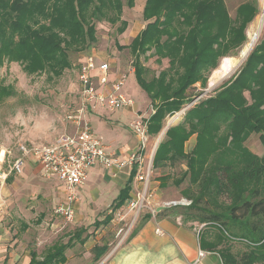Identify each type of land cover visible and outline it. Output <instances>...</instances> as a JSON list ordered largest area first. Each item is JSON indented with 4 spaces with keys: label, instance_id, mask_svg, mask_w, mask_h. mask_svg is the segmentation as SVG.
<instances>
[{
    "label": "trees",
    "instance_id": "1",
    "mask_svg": "<svg viewBox=\"0 0 264 264\" xmlns=\"http://www.w3.org/2000/svg\"><path fill=\"white\" fill-rule=\"evenodd\" d=\"M125 5L133 8L135 0H0V68L6 62H18L28 74H60L69 66L68 51L88 48L95 41L96 23L120 18ZM257 13L256 0L240 3L235 18L225 0H146L142 13L146 24L127 47L134 56L136 80L154 108L149 119L151 135L163 129L166 116L193 100L187 93L196 83L206 87L221 59L239 51ZM127 25L122 19L121 33ZM149 52L160 63L168 60L158 74L141 59ZM11 93L0 77V101ZM251 132L259 133L264 145V38L229 86L187 109L181 121L167 129L153 158L155 169L186 165L174 184L187 183L181 194L194 205L203 201L214 205L223 196L230 199L222 213L197 209L204 210L200 216L204 222L222 224L227 219L243 231L239 238L248 242L249 249L238 264H264V191L257 187L259 181L264 183V152L249 154L241 165L230 156L241 150L238 146ZM193 135L196 143L186 150ZM134 175L135 169L131 182ZM159 179L165 187L168 176ZM130 185L122 191L121 204L129 198ZM111 218L112 213L106 222ZM63 247L53 251L54 258ZM107 249V245L96 248L95 260ZM228 264L237 262L233 258Z\"/></svg>",
    "mask_w": 264,
    "mask_h": 264
},
{
    "label": "rangeland",
    "instance_id": "2",
    "mask_svg": "<svg viewBox=\"0 0 264 264\" xmlns=\"http://www.w3.org/2000/svg\"><path fill=\"white\" fill-rule=\"evenodd\" d=\"M244 1L249 0H225L229 13L233 18H235L236 16V9L238 5ZM256 1L258 6V13L247 26V40L245 44L239 49V51L235 55H232L230 57H239L241 50L245 45H247L249 41V29L252 23L261 13L262 0ZM145 2L146 0H135V5L133 8H130L127 5L124 6L120 18L121 20H127L128 25L123 33H121V31L119 30L121 26L120 18L116 17L118 19H115L116 21L105 18L97 22L96 33L94 34L95 41L86 49L76 51L77 48H75L72 49L73 51H68L69 66L65 67V69L60 74H54L50 71L28 74L23 69V66L18 62H6L0 68V77L4 85L9 86L12 90V93L10 95H5L0 101V157H5V169H7L8 164L13 163L17 157H22V145L32 146L34 144H48L56 140L57 137L62 133L73 132V129L67 119V115L69 112H72L80 102L82 87L79 79V73L81 64L85 61L86 57L94 56L98 61H108L111 65L116 67L118 66L123 71H128L130 67H133L134 56L127 46L129 43H131L133 38L136 37L138 31L141 30L146 24V21L144 20L142 15ZM263 38L264 31L256 45ZM150 54L151 52L143 55L141 59L144 64L149 67L155 74H158L160 70L168 66L167 59H164L160 63L156 60V57L154 55ZM223 59L220 60L219 65L221 64ZM244 63L245 61L243 62V64ZM214 70L209 75L206 87H204V85L202 86L200 83H196L188 91L187 96L195 99V101L189 106V108L193 107L201 100L207 99L210 96L217 95L219 92H221V90L229 86L238 74L239 69L235 72V74L226 79L221 85L217 86L211 91L208 90V92L203 94L205 90L209 88V81L213 75ZM114 76L115 75L112 74L111 78L113 79ZM123 90L125 93L135 99L137 103L135 109L138 112L146 114L147 117L152 116L151 99L149 98L148 94L140 87L133 72L128 73L126 82L123 86ZM99 112H106L105 121L108 126L110 124L113 125L112 127L116 130V132L118 131L125 134L129 140H133V142H135L136 137L129 125L130 120L127 121L122 119L119 122V120H117L119 119L118 111L110 113L105 109H100ZM176 113L172 116H166V118L164 119V127L168 124L169 120L176 115ZM184 113H182L180 117L172 123L171 126L180 122L183 118ZM88 117L90 118L96 136L101 139L102 142V138L104 139V137H107L106 141L112 138L113 135L111 129L103 123L110 129V132L107 133L105 130H103L104 127L99 125L101 120L99 119L98 115L89 113ZM162 130L157 134H150V149H157L159 143L165 138L166 133L161 137ZM193 140L194 139L190 141L191 144ZM136 143L138 144V141ZM238 148H241V150H234L230 155L232 162H234L236 165L245 164L249 159V154L251 155L255 152L262 155L264 152V145L261 142L259 133L255 132H251L248 135L247 139L244 140L242 145H239ZM156 149L154 151V154L156 152ZM154 154L152 157V170L149 178V190L154 194L166 191L169 198H180L177 195H181L187 183L183 182L180 186H176L174 184V180L181 178L182 172L186 170V165L177 164L176 166H166L164 168L155 169L153 167ZM97 165L101 166L99 164ZM24 174V167H22L19 175L24 177ZM160 175L168 176L165 187H162V185L160 184ZM42 177L43 178L39 180L40 184H45L46 180L51 179H56L59 181V183H61L58 177L55 175H53L51 178H45L44 176ZM257 187L264 191V183L262 180L258 182ZM45 190V187L40 188L39 191L41 192V194H36L33 196V202L38 201L42 204L40 208L43 210L42 213H44V216L41 217L39 215L38 209L36 208H34L33 210H29V213L26 214V220H30V222H32V224L34 225L33 229L30 230V233L27 235V239H30L32 241L34 248L38 249L39 252H46V250L52 244L63 242L65 237H68L70 232L73 231V226L76 222L92 223L95 219L98 218L99 215H103L99 214L100 212H98L99 209L96 207V205H92V210L89 211L83 207L80 201H78V203L76 204L77 213H75L74 220L72 222H66L62 220L61 217H58L54 214V207L57 202L54 203L52 202V199H47L44 195ZM79 190L80 189H78V193ZM61 192L63 198V190H61ZM62 198H60V200H62ZM215 202L216 203L213 202L214 205L212 203L205 204L204 201L197 205H194V203H192L193 205H190L191 208H193L194 206L195 207L193 208V210L191 209L190 212H192L197 221L204 222L202 218L204 210H208V212L211 211L222 213L225 212V210H227V207L230 205V199L225 196L216 199ZM105 204H107V201L105 202ZM99 205H102L101 202ZM197 208H202L204 210L202 211ZM107 211L109 212V208ZM37 218H39V220H37ZM90 226H92L91 229L95 227L93 223ZM101 227L102 225L96 227L95 230ZM207 230L208 232L215 231L217 237H220L219 233H223V235H227L228 237L229 234H232L233 238H239V236H241V234L243 233L242 230L237 229L234 223H232L231 221H227V219L226 223L222 224H219L215 221H210ZM203 236L207 237V234ZM241 242H243L244 244L248 243L244 240Z\"/></svg>",
    "mask_w": 264,
    "mask_h": 264
},
{
    "label": "crops",
    "instance_id": "3",
    "mask_svg": "<svg viewBox=\"0 0 264 264\" xmlns=\"http://www.w3.org/2000/svg\"><path fill=\"white\" fill-rule=\"evenodd\" d=\"M105 113L92 112L98 115L101 120L99 125L104 127L103 130L107 133L110 129L112 131L113 136L110 140L106 141L107 137L104 139L100 137L111 151L121 158H127L137 150V137L135 135L136 140L133 142L125 134L116 132L113 125L106 124ZM133 113L130 109L118 110L117 120L129 121ZM192 139L194 140L191 144ZM195 143L194 135L186 143V150L191 149ZM22 167L24 177L19 175L20 172H13L6 185L1 188L7 204L5 213L0 214V264H34V261L40 264H228L233 258L238 264L239 257L248 251V244L241 242L244 239L233 238L230 235L228 237L223 233H219L220 237H217L215 231L208 232L209 222L197 221L190 212L193 210L190 205H165V202L172 200L166 191L151 194L150 204L143 209L135 228L122 239L120 230L125 227L130 216L121 220L120 215L127 212V205L135 196L134 181L131 182L133 169L114 170L97 165L90 169L86 184L79 188V201L89 211L92 210V205H96L99 214L103 215H99L92 222L95 226L93 229L90 222H76L73 231L63 242L52 244L46 252H39L34 248L32 241L27 239L34 225L30 220H26V214L36 208L39 215L44 216L40 208L42 204L38 201L33 202V196L41 194L40 188L45 187L46 198L57 204L62 198V188L56 179H45L46 183L40 184L39 180L43 178L42 167L34 155L24 156ZM129 185L131 186L129 198L121 204L122 191ZM177 196L186 198L182 194ZM100 202L102 205H99ZM57 204L54 207V214ZM113 206L118 208L113 211ZM151 208H155V214H152ZM111 213V220L106 222ZM101 225V228L95 230ZM205 234L207 237L203 236ZM105 245L108 249L95 260L96 248ZM58 246H64V251L54 258L56 254H53V251ZM201 251L203 255L200 254ZM60 258H64V261L57 262Z\"/></svg>",
    "mask_w": 264,
    "mask_h": 264
},
{
    "label": "built area",
    "instance_id": "4",
    "mask_svg": "<svg viewBox=\"0 0 264 264\" xmlns=\"http://www.w3.org/2000/svg\"><path fill=\"white\" fill-rule=\"evenodd\" d=\"M129 72H134V67L123 71L108 61H98L94 56L86 57L79 73L82 87L80 102L67 115L73 132L61 134L53 143L22 145V157L16 158L7 169L4 168L5 157H0V214L5 213L7 204L1 188L13 172H21L23 156L34 155L41 164L45 178L55 175L60 180L64 197L57 204L55 214L66 222H72L75 218L76 204L80 200L78 189L85 185L91 167L99 164L114 170L131 168L135 169L133 180L135 196L129 201L127 212L120 215L121 220L130 216L125 227L120 230V234L123 239L131 233L143 209L151 201L153 192L149 190V178L156 148L150 149V117L138 112L135 109L137 105L135 99L123 90ZM112 74L115 75L113 79ZM100 109L108 112L121 109L134 111L129 125L137 137L138 144L137 150L127 158H121L111 151L96 136L88 114L98 112ZM151 113H154L153 106ZM191 203L189 199L182 198L165 202V205H191ZM151 211L152 214L156 213L155 208H151ZM157 231L161 232L160 229ZM200 254L203 255V251Z\"/></svg>",
    "mask_w": 264,
    "mask_h": 264
},
{
    "label": "bare ground",
    "instance_id": "5",
    "mask_svg": "<svg viewBox=\"0 0 264 264\" xmlns=\"http://www.w3.org/2000/svg\"><path fill=\"white\" fill-rule=\"evenodd\" d=\"M264 31V0H262L261 4V13L252 23L249 29V41L247 45L241 50L239 57H225L219 67L214 70L212 77L209 81V90H213L217 86L221 85L226 79L231 77L235 72L240 68L245 59L248 57L250 52L255 47L258 42L260 36ZM176 118H172L169 120V123H173ZM164 135L162 133L161 137Z\"/></svg>",
    "mask_w": 264,
    "mask_h": 264
},
{
    "label": "water",
    "instance_id": "6",
    "mask_svg": "<svg viewBox=\"0 0 264 264\" xmlns=\"http://www.w3.org/2000/svg\"><path fill=\"white\" fill-rule=\"evenodd\" d=\"M208 90H209V88H207L203 94H205L206 92H208ZM197 98H198V97H197ZM194 101H195V99H193L190 103H188L187 106H185L181 111L177 112L176 115L173 116V117L176 118V119H178V118L180 117V115H181L182 113H184V112L187 110V108H189V106H190ZM171 125H172V123L167 124V125L164 127V129L162 130L161 134H162L163 132H164V134H165L166 131H167V129H168Z\"/></svg>",
    "mask_w": 264,
    "mask_h": 264
}]
</instances>
